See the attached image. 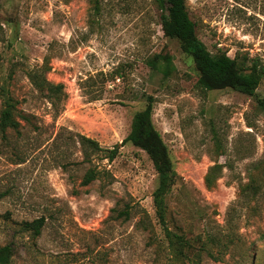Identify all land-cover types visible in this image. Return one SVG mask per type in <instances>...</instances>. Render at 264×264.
<instances>
[{"label":"rangeland","instance_id":"obj_1","mask_svg":"<svg viewBox=\"0 0 264 264\" xmlns=\"http://www.w3.org/2000/svg\"><path fill=\"white\" fill-rule=\"evenodd\" d=\"M186 9L210 53L243 70L264 66V0H186ZM159 13L155 0H0V87L28 119L0 137V246L11 245L10 264H264V79L256 99L200 89ZM35 70L62 85L56 108L29 82ZM149 96L176 173L169 236L154 212L150 160L122 144ZM75 134L119 147L112 162L92 163L110 176L81 184L90 166ZM39 218V235L22 230Z\"/></svg>","mask_w":264,"mask_h":264},{"label":"trees","instance_id":"obj_2","mask_svg":"<svg viewBox=\"0 0 264 264\" xmlns=\"http://www.w3.org/2000/svg\"><path fill=\"white\" fill-rule=\"evenodd\" d=\"M160 10L159 20L164 36L178 41L183 52L187 53L198 72L197 86L206 91L230 88L256 99V88L264 79V66L252 64L247 70L238 67L236 60L225 53H210L195 34V24L190 20L186 0H155ZM165 62L164 74L169 73L171 67L168 57H159ZM157 58L150 62L151 67H157ZM31 85L41 92L53 108L64 100V92L61 84H52L42 75L41 70L31 71L28 74ZM152 97L146 98L144 109L137 111L131 120L130 129L122 144L130 143L142 150L150 160L157 175V185L152 193V202L155 215L163 225L166 236H169L165 228L166 196L175 184L176 173L173 169L167 148L160 134L154 128L152 115ZM257 106L264 112V97L256 99ZM0 137L6 140L7 131L19 133L21 121H28L27 117L17 111V102L10 96L5 86L0 87ZM82 153V162L88 163L81 184L89 185L91 182L110 176L108 170L100 168L98 164H92L94 160L110 163L118 155V146L111 149L102 148L94 139L81 134L74 135ZM208 180V178H206ZM4 196L0 193V199ZM118 217L128 216L127 211H121ZM43 219L32 222H22L23 231L30 232L34 237L39 235ZM12 247L9 244L0 246V264H10Z\"/></svg>","mask_w":264,"mask_h":264}]
</instances>
